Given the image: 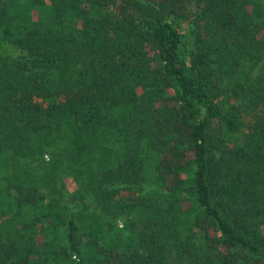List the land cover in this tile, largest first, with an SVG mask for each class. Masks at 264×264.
<instances>
[{
    "label": "trees",
    "instance_id": "trees-1",
    "mask_svg": "<svg viewBox=\"0 0 264 264\" xmlns=\"http://www.w3.org/2000/svg\"><path fill=\"white\" fill-rule=\"evenodd\" d=\"M7 243L0 264H264V0H0Z\"/></svg>",
    "mask_w": 264,
    "mask_h": 264
},
{
    "label": "rangeland",
    "instance_id": "rangeland-1",
    "mask_svg": "<svg viewBox=\"0 0 264 264\" xmlns=\"http://www.w3.org/2000/svg\"><path fill=\"white\" fill-rule=\"evenodd\" d=\"M185 27H186L185 23H182L180 25V27H179V30L181 32H185ZM66 183H67V187H66V190L67 191L65 192V190L63 189V192H64V200H65V203L67 205V209H68L69 206H71V207L74 208V206L76 205L75 198L73 197V190H74L75 187L68 180H67ZM146 189H148V187H146ZM122 194L123 195H126V194L127 195H130V192H123ZM68 211H71V210H68ZM110 224L113 227H118V228H120V229L123 230V228L125 229L126 219L123 216H119V217H116L115 220L111 221ZM53 228H56L55 229V234H56V231H57V235H56V237H55L54 240H58L60 242L63 241L62 240V231H61L62 226H56V227H53ZM58 228H59V230H58ZM108 230H110V228H108ZM27 232L28 231H25V234L29 235ZM36 234L37 235L33 236L34 239H35V243L38 246H40V248L46 247L45 245L41 244V241H44L43 240V236L44 235L42 234V232L40 230H38ZM47 240L48 241H51L53 243L52 244V247L55 250H56L57 247H59V245L53 240V238H51V236L49 238L47 236ZM18 250H20V246L15 247V244H13V243H7L5 245H1V247H0V251L2 253L8 251L7 256H8V259L9 260H13L16 257V254L18 253ZM65 255H67L66 252H62V253L60 252L59 253L58 260L54 264H67V262H69V260H67L66 258H63ZM70 259L76 261V258L74 256H71ZM9 260H8V262H10ZM32 262H33L32 258H28L26 264H32Z\"/></svg>",
    "mask_w": 264,
    "mask_h": 264
}]
</instances>
